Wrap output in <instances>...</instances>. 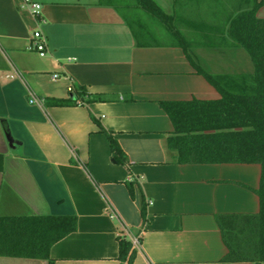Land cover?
Returning a JSON list of instances; mask_svg holds the SVG:
<instances>
[{
	"label": "crops",
	"instance_id": "obj_1",
	"mask_svg": "<svg viewBox=\"0 0 264 264\" xmlns=\"http://www.w3.org/2000/svg\"><path fill=\"white\" fill-rule=\"evenodd\" d=\"M35 1L43 21L22 0H0V216L74 214L76 229L50 247L53 264H121L117 236L126 232L139 238L131 264H257L224 260L217 216L259 211L260 165L182 164L167 147L174 128L160 101L220 96L178 38L165 24L148 28L134 0ZM253 8L264 18V0H164L172 29L211 74L247 73L228 68L250 57L226 29ZM127 20L141 26L137 36ZM35 29L43 57L26 48ZM0 264L47 263L0 256Z\"/></svg>",
	"mask_w": 264,
	"mask_h": 264
},
{
	"label": "trees",
	"instance_id": "obj_2",
	"mask_svg": "<svg viewBox=\"0 0 264 264\" xmlns=\"http://www.w3.org/2000/svg\"><path fill=\"white\" fill-rule=\"evenodd\" d=\"M134 5L165 24L178 38L196 71L218 91L211 100L160 101L174 131L167 147L177 163L220 164L256 163L261 173L256 194L259 211L246 214H221L217 221L227 247L225 261L264 263V18L255 9L239 12L229 19L226 36L232 46L243 48L253 64L251 73L211 74L193 60L188 40L171 27V15L155 0H134ZM134 21L127 20L137 36ZM136 23V22H134ZM73 98L81 99L77 87ZM57 104H64L58 100ZM104 130V129H103ZM105 131V130H104ZM106 132V131H105ZM111 155L124 164L126 156L109 132ZM130 195L133 186L127 182ZM144 204L142 203V208ZM76 229L74 214L46 216H0V256L45 260L53 264L49 250ZM118 259L131 264L133 245L126 235H118Z\"/></svg>",
	"mask_w": 264,
	"mask_h": 264
},
{
	"label": "built area",
	"instance_id": "obj_3",
	"mask_svg": "<svg viewBox=\"0 0 264 264\" xmlns=\"http://www.w3.org/2000/svg\"><path fill=\"white\" fill-rule=\"evenodd\" d=\"M21 8L26 9L32 17L36 18L38 21H43L41 14V5L35 0H22ZM28 50L36 51L40 56H45L47 54L46 49V41L40 30L35 29L31 32L30 39L26 46ZM16 72L8 75L9 77H14ZM58 75L53 74L52 79H57ZM73 88L71 86L68 87V91H72ZM29 102L37 105H42L41 99H39L36 95L30 92ZM126 237H128L133 246L139 245V238L136 235H132L129 232H126Z\"/></svg>",
	"mask_w": 264,
	"mask_h": 264
},
{
	"label": "rangeland",
	"instance_id": "obj_4",
	"mask_svg": "<svg viewBox=\"0 0 264 264\" xmlns=\"http://www.w3.org/2000/svg\"><path fill=\"white\" fill-rule=\"evenodd\" d=\"M155 1L157 2V4H159L164 9V0H155ZM144 22H146V25L148 26V28H152L154 31H157V30L160 31V32L164 31V24L161 23L159 20H157V19H155L153 17H150L148 14L145 15ZM132 24L135 27V30L137 31V33H139V31L141 30V26L140 25H137L134 22ZM155 36L156 37L153 36V38H150V39H153V40H164V38L162 39L159 34H156ZM189 52L191 53V55L194 58H197V59L199 58V56H197L195 53L193 54V51H192V48L191 47L189 49ZM242 59H243V66L236 67L234 64H233V66H230L228 64V68L229 69H233V71H237L238 69L241 68V69L246 70L247 73H251L253 71V64H252L251 60L249 58L247 59V58H244V57H242Z\"/></svg>",
	"mask_w": 264,
	"mask_h": 264
},
{
	"label": "water",
	"instance_id": "obj_5",
	"mask_svg": "<svg viewBox=\"0 0 264 264\" xmlns=\"http://www.w3.org/2000/svg\"><path fill=\"white\" fill-rule=\"evenodd\" d=\"M4 135H5V137H6L7 141H8V143H9V146H13L14 143H15V141H14V139L12 138V136H11V134H10V131H8V130L6 129L5 132H4ZM43 261H45V260H43ZM45 262H46V261H45Z\"/></svg>",
	"mask_w": 264,
	"mask_h": 264
}]
</instances>
